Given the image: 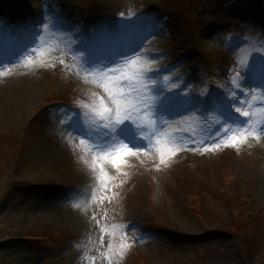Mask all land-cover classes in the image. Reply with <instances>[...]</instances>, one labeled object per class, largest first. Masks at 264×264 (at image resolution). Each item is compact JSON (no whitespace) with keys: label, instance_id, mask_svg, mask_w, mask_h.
<instances>
[{"label":"rangeland","instance_id":"1","mask_svg":"<svg viewBox=\"0 0 264 264\" xmlns=\"http://www.w3.org/2000/svg\"><path fill=\"white\" fill-rule=\"evenodd\" d=\"M233 202L264 264V0H0V264H242Z\"/></svg>","mask_w":264,"mask_h":264},{"label":"snow or ice","instance_id":"2","mask_svg":"<svg viewBox=\"0 0 264 264\" xmlns=\"http://www.w3.org/2000/svg\"><path fill=\"white\" fill-rule=\"evenodd\" d=\"M111 71H118V69H114ZM151 74V70H139L138 76L139 79L150 80ZM139 79L137 77V72L134 71L131 76H122L119 80L113 81V83L121 85L129 83L136 84L139 83ZM156 84V81H151L150 86L145 85L143 90L141 88H131L128 91L120 92V96L122 99L124 97L131 96L134 103H125L123 106L117 104L115 108H110L105 105L99 110L95 111L91 119L93 124L99 125L100 134L97 136V139L102 142V149L111 147L115 143L123 142L124 147L120 150V152L122 153H131L134 148L142 150V144H137L136 146H129V143L126 142L120 135V126L123 125L125 122H128L135 129L137 137L142 140L145 139L141 134L143 129L134 121L133 115L136 114L138 111H144V108L140 106L145 104V99H142L141 97L150 98L152 103L146 105V107L152 108L154 112L156 111L155 106L158 99V96L155 92ZM148 94L151 95L148 96ZM108 95L110 98H113V102L115 103L114 97L116 94L111 91H108ZM235 111L239 112V109H236ZM87 115L88 114H85L86 117ZM242 115L247 117L249 114L245 112ZM236 139H238V137H233L232 142H235ZM111 159L113 163L116 162L115 157H112Z\"/></svg>","mask_w":264,"mask_h":264},{"label":"trees","instance_id":"3","mask_svg":"<svg viewBox=\"0 0 264 264\" xmlns=\"http://www.w3.org/2000/svg\"><path fill=\"white\" fill-rule=\"evenodd\" d=\"M195 1L196 0H180L181 3H187L188 2L189 5L192 4V3H194ZM224 182L225 181L223 180V183ZM224 185H225V187H226V189H227V191L229 193V190L231 188L227 186L228 185L227 182L224 183ZM233 203H234V205H232V209L234 211V215H233L232 220L234 221V224H233V226H234V232H232V234L233 235L235 234L236 236H238L240 238V241L242 240L241 241L242 242L241 243L242 246H243V244H245V248H244V251L245 252H243V256L245 257L246 262L245 263H242V264H252V261L249 259V257H251L253 255V249H254L253 248V245L251 244L252 248H250V247L247 248L246 247L247 239L244 236L242 238V234L240 232H241L242 229H244L245 227L248 226L247 223H245V222L248 219L253 220L254 219V216L253 215H246V214L242 215L241 214L242 211H241L240 205H238L235 202H233ZM197 213L198 212H196L195 214H197ZM247 214H250V213H247ZM250 216H252V217H250ZM241 221H244V222H241ZM228 233H231V232H228ZM251 234H253V233H251ZM251 236L252 235H249L250 238H251ZM251 241H253V239H251Z\"/></svg>","mask_w":264,"mask_h":264}]
</instances>
